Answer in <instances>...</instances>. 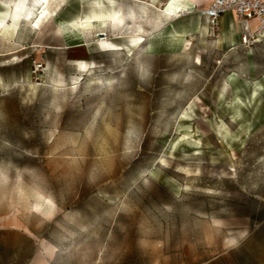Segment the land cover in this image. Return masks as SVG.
<instances>
[{
  "label": "rangeland",
  "instance_id": "obj_1",
  "mask_svg": "<svg viewBox=\"0 0 264 264\" xmlns=\"http://www.w3.org/2000/svg\"><path fill=\"white\" fill-rule=\"evenodd\" d=\"M36 2L0 0V264H264V38Z\"/></svg>",
  "mask_w": 264,
  "mask_h": 264
},
{
  "label": "built area",
  "instance_id": "obj_2",
  "mask_svg": "<svg viewBox=\"0 0 264 264\" xmlns=\"http://www.w3.org/2000/svg\"><path fill=\"white\" fill-rule=\"evenodd\" d=\"M228 14L238 23H253V26H246L243 41L256 43L264 38V0H211L208 7L201 10V15L212 28Z\"/></svg>",
  "mask_w": 264,
  "mask_h": 264
},
{
  "label": "bare ground",
  "instance_id": "obj_3",
  "mask_svg": "<svg viewBox=\"0 0 264 264\" xmlns=\"http://www.w3.org/2000/svg\"><path fill=\"white\" fill-rule=\"evenodd\" d=\"M41 1L45 0H37V4H40ZM134 3L142 4L147 6L148 8L142 9V14H147L148 10L154 9L156 12H158L161 16H164L165 18H170L177 16L179 13L183 12L181 10V4L179 3L181 0H129ZM192 1V0H191ZM148 9V10H147ZM132 15L134 19L130 24L135 25L134 32L136 35L134 36V43L137 45H142L146 40L144 38V35H141L140 33H144L142 22H140L139 18L132 12ZM88 22L92 23H103L106 24L108 22L113 23L117 27H123L125 24L124 17L122 15V11L120 9H113L110 14H103L102 12H95L93 13L92 17L88 18ZM5 24L4 20H0V27H2ZM236 33L238 36L241 35L240 28L236 27ZM104 36V35H101ZM185 41V38L183 35H181L178 32H175L169 39H168V45L172 50H177L181 44H183ZM147 53L151 54L154 52V44L150 43L146 47Z\"/></svg>",
  "mask_w": 264,
  "mask_h": 264
},
{
  "label": "crops",
  "instance_id": "obj_4",
  "mask_svg": "<svg viewBox=\"0 0 264 264\" xmlns=\"http://www.w3.org/2000/svg\"><path fill=\"white\" fill-rule=\"evenodd\" d=\"M210 1L211 0H192V1L191 0H181L179 3L181 4V10L182 11H184V9L190 10V9H194V8H197L198 11H199V10H204L205 8H207ZM138 5L141 6V9L148 8L147 6L142 5V4H138ZM150 9L149 10L147 9L148 12L150 11ZM148 12H147V14H148ZM228 15H230V14H228ZM230 16H231L230 17L231 18L230 21L233 20L235 22V24H236V27L238 26L240 28L241 35L247 33V31H246V26L247 25L253 26V23H250V22H248V23H238V22H236L234 20L232 15H230ZM221 23L222 24H226L227 23V16L226 15L223 17ZM28 264H37V263L35 262V260H33V261H30Z\"/></svg>",
  "mask_w": 264,
  "mask_h": 264
}]
</instances>
